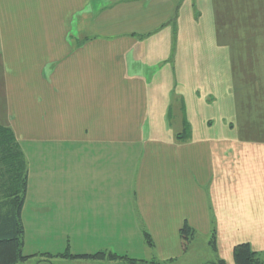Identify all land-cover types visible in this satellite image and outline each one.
Segmentation results:
<instances>
[{"label":"crops","instance_id":"1","mask_svg":"<svg viewBox=\"0 0 264 264\" xmlns=\"http://www.w3.org/2000/svg\"><path fill=\"white\" fill-rule=\"evenodd\" d=\"M258 1L0 0L8 126L23 152V143L89 148L63 155L58 170L89 168V204L78 205L89 209V239L107 243L100 251L147 264H236L234 248L249 244L262 264ZM185 123L191 136L179 141ZM29 192L30 179L23 224ZM62 199L60 222L77 224ZM185 224L195 231L187 251ZM200 240L213 253L204 259L190 255Z\"/></svg>","mask_w":264,"mask_h":264},{"label":"rangeland","instance_id":"2","mask_svg":"<svg viewBox=\"0 0 264 264\" xmlns=\"http://www.w3.org/2000/svg\"><path fill=\"white\" fill-rule=\"evenodd\" d=\"M258 2V5H261L258 9L261 11L255 13V15L261 12L264 13V1ZM17 50L19 51V48ZM2 57L3 53L0 48V62ZM3 69V65L0 64V124L8 125L7 119L9 118L11 98L7 90L8 82L4 83L5 81H3V76H5L3 75ZM244 88L245 81H243L242 101L246 102L247 98H245ZM250 101L248 100V102ZM23 145L24 152H29L24 155L28 165V176H30L29 199L26 204V214L24 215L25 245L23 254L34 255L25 264H129L127 261L68 260L56 254H65L68 250L72 253L87 252V254H94L100 252L101 249L98 248H102L104 244H107L106 241L89 239V224L87 223L89 209L78 205V200L84 202L85 205L89 204V168L87 170H78L76 168L70 170L68 168L66 171H61L64 169V167H61L60 171L58 170V164L63 165L61 161L64 160L60 159L63 155H72L74 152H79L80 154L89 152V148L43 143H23ZM80 161L74 160L70 162L77 163ZM81 177H84L87 181L83 180L78 183L77 179ZM61 179L63 180L61 181ZM54 188L59 189V191L54 190ZM66 190L70 191L66 192ZM62 197L69 199L68 202H72L66 206L69 210L67 214L72 213L68 217L77 220V224L60 222V217L64 216L61 215V208H59L60 199L63 200ZM37 205L39 206L37 207ZM51 210L52 214H50ZM63 211L66 212L67 210ZM86 231L88 234H86ZM70 233L72 235H81L79 237L74 236L71 239L67 237ZM48 253H55L51 254L54 257H46L45 255H48ZM212 254L207 242L200 240L196 243L190 255L191 257L198 255L204 259ZM261 258L262 264H264V258Z\"/></svg>","mask_w":264,"mask_h":264},{"label":"trees","instance_id":"3","mask_svg":"<svg viewBox=\"0 0 264 264\" xmlns=\"http://www.w3.org/2000/svg\"><path fill=\"white\" fill-rule=\"evenodd\" d=\"M191 130L187 123L183 131L177 134V140H187ZM28 165L21 146L8 125L0 124V264H18L28 261L31 257L24 256L25 227L22 221V211L28 191ZM145 241L153 246L148 232H145ZM195 235V231L185 224L181 229L183 250L188 246ZM53 258V255H45ZM59 257L83 261H127L129 264H147L128 256H119L111 251H100L89 255H73L67 253ZM236 264H261V260L254 253L249 244H239L234 248ZM219 264H224L219 263Z\"/></svg>","mask_w":264,"mask_h":264}]
</instances>
